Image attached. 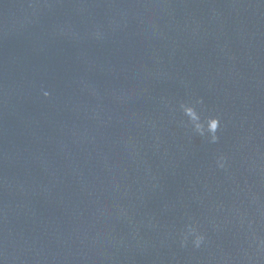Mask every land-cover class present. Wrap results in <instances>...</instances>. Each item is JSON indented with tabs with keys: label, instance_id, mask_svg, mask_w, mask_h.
I'll return each mask as SVG.
<instances>
[{
	"label": "water",
	"instance_id": "95a60500",
	"mask_svg": "<svg viewBox=\"0 0 264 264\" xmlns=\"http://www.w3.org/2000/svg\"><path fill=\"white\" fill-rule=\"evenodd\" d=\"M253 236L264 0H0V264H264Z\"/></svg>",
	"mask_w": 264,
	"mask_h": 264
},
{
	"label": "clouds",
	"instance_id": "9594fccd",
	"mask_svg": "<svg viewBox=\"0 0 264 264\" xmlns=\"http://www.w3.org/2000/svg\"><path fill=\"white\" fill-rule=\"evenodd\" d=\"M49 93L45 92L44 96L47 97ZM196 105H202V99L195 100ZM180 109L182 110L184 116L188 118V124L183 126H191L193 132L201 137L205 138L210 144L218 143L219 136L217 133L221 130L220 120L218 117H208L206 120L202 121L201 116L197 113L195 107L188 106L186 104H180ZM183 124V122H181ZM227 157L220 155L216 158V167L219 169H225V162ZM189 237H191V247L193 249H200L202 245L206 244L205 235L200 232L197 227L192 224L186 226V230L180 234L179 245L181 248H186L189 244ZM253 243L255 244L254 255L264 253V240H260L253 236ZM251 247V245H250ZM251 259V257H250Z\"/></svg>",
	"mask_w": 264,
	"mask_h": 264
}]
</instances>
